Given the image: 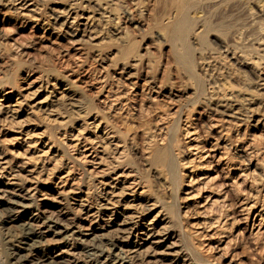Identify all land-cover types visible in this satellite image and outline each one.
Here are the masks:
<instances>
[{
  "label": "bare ground",
  "instance_id": "1",
  "mask_svg": "<svg viewBox=\"0 0 264 264\" xmlns=\"http://www.w3.org/2000/svg\"><path fill=\"white\" fill-rule=\"evenodd\" d=\"M49 1L0 0V5L19 24H32L52 36L67 38L79 52L83 42H98L104 27L110 26L115 35L119 34V16L112 0H90L88 4L66 0L50 6L43 17L41 5ZM262 7L258 6V11L264 15ZM186 29V18L172 26L177 38H183ZM257 30L264 34L263 21L257 23ZM125 56L122 70L138 62V55ZM229 56L247 69L256 84L250 89L243 80L236 94L229 91L213 96V105L206 114L209 139H202L195 128L187 131L190 156L178 162L187 172L199 173L189 178L193 194L188 198L202 211L209 201L215 204L227 199L214 197V188L207 185L210 168L200 164L202 160L219 168L224 178L236 169L238 175L249 177L250 173L241 169L240 163L233 164L227 150L235 146L241 152L261 150L248 141L241 142L248 138L242 134L231 139V132H238L242 125L236 120L244 121L248 114L259 113L264 107V60L235 57L232 53ZM111 60V66L116 67L118 59ZM32 70L13 80L6 78L5 72L0 75V194L7 200L5 205L0 204V237L12 248L6 255L7 264H200L185 251L170 211L153 197L133 163L127 161L125 144L134 145V135L119 131L109 120L121 123L133 120L131 103L138 93L131 74L121 73L122 79L107 87L103 83L105 72L103 75L98 69L99 73L87 82L96 90L100 107L97 109L86 96L78 94L79 83H72L74 80L68 79L67 74H52L47 79L43 73ZM144 98L157 104L150 93ZM61 104L68 106L67 114L57 111ZM43 120L47 125H41ZM259 120L260 117L255 119ZM52 125L60 127L56 135L51 132ZM127 129H131L129 123ZM152 138L145 141L143 159L174 169L177 159L169 150V143L159 134ZM247 161L252 165L251 159ZM256 164L254 167L258 168ZM234 185H237L234 181L227 180V187L235 188ZM202 193L205 195L200 198ZM29 207L35 211L26 214ZM202 211L194 210L198 219L187 229L189 239L199 251H203L205 241L220 237L222 232L218 221L209 222L200 216ZM21 212L25 215L20 216ZM239 212L245 221L252 214L254 218L261 217L254 203L240 205ZM17 227L20 228L16 230ZM234 258V254L229 257V264L238 263Z\"/></svg>",
  "mask_w": 264,
  "mask_h": 264
},
{
  "label": "rangeland",
  "instance_id": "2",
  "mask_svg": "<svg viewBox=\"0 0 264 264\" xmlns=\"http://www.w3.org/2000/svg\"><path fill=\"white\" fill-rule=\"evenodd\" d=\"M65 1L50 0L42 4L43 17L48 14L50 6ZM89 1L81 0L84 4ZM180 1L112 0V7L119 16V34L115 35L110 26L104 27V34L98 42H83L80 52L72 47L67 38L52 36L43 28L32 24H19L0 5V75L5 72V77L13 80L29 69L37 74L43 73V77L47 79L52 74H67L65 76L68 79L75 81L72 83H79L78 94L86 96L91 106L99 109L96 90L87 85L99 73L98 69L102 74L105 72L103 83L107 87L114 86L115 80H121V73L131 74L138 93V98L130 104L133 120L126 123L113 118L109 120L119 131L134 135V145L125 144V157L128 162L133 163L153 197L170 211L174 228L180 238H183V246L185 243V251L200 264H229L232 254L237 264H264V113L261 112L264 107L260 108L259 113L248 114L244 121L236 120L242 125L238 126V132H231V139L242 134L241 136L248 138L241 142L246 144L248 141L261 150L257 153L248 150L241 152L237 146L227 150L234 159L233 164L238 166L240 163L241 169L250 173L249 177L238 175L236 169L229 175L231 177L224 178V173L213 167L212 163L199 161L204 167L210 168L207 170L210 179L206 182L214 188V197L218 199L225 196L228 199L223 200L225 203L219 201L214 204L209 201L204 211L196 207L194 200L188 198L193 194L189 180L199 173L187 172L178 164L180 159L184 161L190 156L187 131L195 128L202 139H209L206 136L209 131L206 114L213 105L212 97L222 96L229 91L236 94L243 80L250 89L255 86V79L247 69L238 66L229 54L264 60V34L257 30V23L264 22V15L258 11V6L262 5L264 14V0ZM183 18L187 22L186 33L183 38H177L173 35L172 26ZM95 48L99 55L94 51ZM129 53L138 55V62L132 68L122 70L125 64L123 60L127 57L125 55ZM100 57L103 58L102 61ZM111 59H118L116 67L111 66ZM146 93H150L157 104L147 101L144 98ZM66 108L68 106L61 104L57 111L67 114ZM259 117L261 121L256 122L255 119ZM128 123L131 127L129 130ZM41 125H47V122L43 120ZM50 128L55 135L56 131H60L57 125ZM157 134L164 137V142L169 143V150L177 159L174 164L176 168L172 170L161 164L154 165L142 157L145 141ZM257 142L261 144L258 145ZM247 159H251L252 165L247 164ZM254 163H259L256 164L258 168L254 167ZM227 180L234 181L237 184L234 185L235 188L227 187ZM204 195L202 193L200 198ZM5 197L0 194V204H6ZM253 203L255 209L261 212V217L254 218L252 214L245 221L241 218L244 216L239 212V207ZM194 210H201L200 216H204L209 222L218 221L222 228L220 237L204 242L203 251L196 248L195 242L187 234L190 224L198 219ZM33 211L35 208L29 207L26 214ZM24 215L20 213V216ZM228 215L233 216L230 218ZM9 251H12L11 246L2 242L0 237V264H7L6 255Z\"/></svg>",
  "mask_w": 264,
  "mask_h": 264
}]
</instances>
